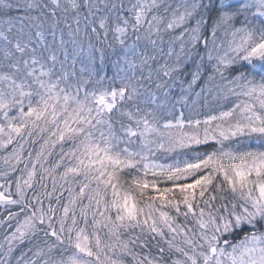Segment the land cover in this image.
<instances>
[{
  "label": "snow or ice",
  "instance_id": "snow-or-ice-1",
  "mask_svg": "<svg viewBox=\"0 0 264 264\" xmlns=\"http://www.w3.org/2000/svg\"><path fill=\"white\" fill-rule=\"evenodd\" d=\"M0 210V264H264V0H0Z\"/></svg>",
  "mask_w": 264,
  "mask_h": 264
},
{
  "label": "trees",
  "instance_id": "trees-1",
  "mask_svg": "<svg viewBox=\"0 0 264 264\" xmlns=\"http://www.w3.org/2000/svg\"><path fill=\"white\" fill-rule=\"evenodd\" d=\"M109 74H111V73H109ZM38 148H39V144H36L35 148L31 149V150L35 151V150H38ZM58 151H59V147L57 146V149L54 151L53 156L49 157L50 161L56 157ZM44 183L47 184L49 186V188L51 187V179L50 178L46 177ZM64 196H65V199L63 200V203H66L67 202V200H66L67 193H65ZM0 211H2V210H0Z\"/></svg>",
  "mask_w": 264,
  "mask_h": 264
}]
</instances>
